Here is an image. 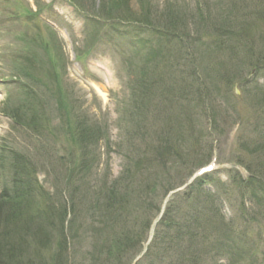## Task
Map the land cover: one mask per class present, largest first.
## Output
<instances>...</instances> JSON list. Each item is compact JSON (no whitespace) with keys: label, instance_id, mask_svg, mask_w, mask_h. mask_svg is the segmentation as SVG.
Instances as JSON below:
<instances>
[{"label":"rangeland","instance_id":"rangeland-1","mask_svg":"<svg viewBox=\"0 0 264 264\" xmlns=\"http://www.w3.org/2000/svg\"><path fill=\"white\" fill-rule=\"evenodd\" d=\"M101 1L0 0V151L20 153L43 199L57 208L60 196L70 198L74 211L65 223L67 250L55 215L44 225L49 248L0 227V254L7 264H156L159 256L158 264H180L188 232L195 235L198 228L193 221L189 229L193 206L179 194L212 157L218 170L202 188L212 200L202 201L223 219L214 248L206 252L195 236L193 251L201 264H212L213 255L217 264H264V196L252 200L257 181H264V153L253 152V145L264 148V0H131L115 20L97 18ZM167 14L183 19L177 27L189 39H166ZM223 15L243 29L251 55L235 48L237 56H231L216 46L215 27ZM191 88L197 91L187 96ZM77 123L101 138L100 163L84 184L68 176L75 167L67 164L68 155L77 154ZM165 144L170 155L153 171L148 160ZM129 155L146 169L132 170L124 184ZM1 170L0 189L11 179ZM232 172L252 175L254 185L238 183ZM138 182L147 185L139 196ZM111 183L115 189L127 185L125 213L120 208L108 215L105 192L93 191L94 184ZM159 208L169 211L161 223L154 218ZM153 233V250L134 256ZM167 243L177 253L164 249Z\"/></svg>","mask_w":264,"mask_h":264},{"label":"trees","instance_id":"trees-1","mask_svg":"<svg viewBox=\"0 0 264 264\" xmlns=\"http://www.w3.org/2000/svg\"><path fill=\"white\" fill-rule=\"evenodd\" d=\"M130 1L131 0H111V1L103 0L101 1V6H100L101 9L99 10L97 14V18H100V19L105 18L108 20L118 19L119 18L118 14L120 15L119 10L122 7H125V10H127V8L130 7ZM130 12L132 11L129 10V13H128L129 16L131 15ZM164 19H166L164 21L167 24L165 26L170 28L168 31H166V34H165V36L167 37L166 38L167 40H169L172 43L175 42L176 44V42L182 43V41L189 39V36L187 34L185 36L184 31L181 29L179 30L177 27L179 25V22L181 23L183 19L179 20L173 14L172 15L167 14L166 16H164ZM145 20L147 21V23H149V19L145 18ZM215 31L217 34L216 40H215L216 46L219 47V49H221L222 51L224 50V51L230 52L231 56L233 55L237 56L236 54H240V53L245 54V56L251 55V52L253 50L250 46L247 45V43L249 42H246L245 39H243V34H244L243 29H241L240 26L235 24L229 16L223 15V20L221 21V24L218 25V27H215ZM184 37L186 39H184ZM235 48H237L238 50V53L236 54L234 53ZM168 53H171V52H168ZM239 56L242 57V55H239ZM191 75H194V72L191 73ZM187 90H186L187 96L188 94H191L190 91H193V93L197 91L192 88L187 89ZM33 119L34 118H31L30 120V123H32L31 128L36 127V123L34 122ZM72 141L75 144V150L77 149L76 151L77 154L76 156L72 154L68 155L70 161L68 162L67 166L68 167L75 166L73 168H69L70 173L68 174V176L70 180L73 178H76L77 183L82 182L84 184L83 179L85 178V176L90 173L91 169L97 167V165L100 163L99 162L100 155L96 151V146L101 141V138L100 136H96L95 132H90L89 128H87V126H85L83 123H80V124L77 123L74 128V136H72ZM251 142L252 144L254 143V141H251ZM165 146L166 144L163 147H161L160 145L159 152L155 154L156 157L148 160L151 164L147 163V165L149 168L153 169V171L156 170V164L161 163L162 165H165L164 158H167L168 155H170L168 154V152L171 151V149ZM253 146H254V151H253L254 153L256 154H259L260 152L264 153V148L260 144L257 145L259 146L257 148L255 145ZM130 156L131 155L126 156L125 158L126 160H128L126 161V163L128 164V162H130V165L128 164L129 169L127 168L128 167L127 164L124 167V171H123L124 184L126 183V181H129V178L132 176L131 174L132 170L137 171V170L146 169L145 167L141 168L143 165L141 162H139L141 159H138V161L133 162V160L130 159L131 158ZM20 158H21L20 153H17L16 151L13 152L12 150H10V151H7V153L4 151L3 152L0 151V169H2L3 171L4 170L8 171L11 177V179L6 181L5 184H3V181H2V186L0 189V227L13 228V232L11 233V235H13V233H17L21 237H25V236L30 237L38 244V246L41 247V249H47L50 247L51 237H50V234L46 231V228L44 225L47 222H51V220L55 218V215H58L59 219L61 218L60 219V223H61L60 233L62 237V246L64 247L65 250H67L66 248H68V242L65 236L66 234L65 225L67 224V219L69 218L68 214H72L74 212L73 207L71 206V204L73 203L72 199L69 198L70 200V203H69L68 199L64 200L60 196L61 201L59 204L61 206L59 207L57 206V208L60 209L59 211L60 213H55L57 209L55 205H52L50 202L48 201L46 202L45 199H43L44 197L41 195V189L38 186L36 178L34 175L31 174L29 170L30 169L29 164H28L29 162H25L24 160L22 161V159ZM262 161H264V154H263ZM6 164H9L10 167L6 166ZM244 169L247 171V173L249 172L248 168L244 167ZM251 177L252 175L245 180L239 178L238 183L246 184L245 187L250 188L254 185ZM147 178H151V175L148 176ZM205 182L207 183L206 179L195 181L194 183H192L190 186L187 187L185 192H182V194H179V196L185 197L186 200L190 202V205L193 206L192 214L187 215V223L189 225L188 226L189 229L194 228V227L201 229L202 231L203 229H205V231L202 232L195 228L198 231V233L195 235L188 232L189 237L187 241L189 245L187 247V255L185 254V252L181 254L180 264H201V260L203 259L200 256H197V253H194L193 250L196 244H193V243H196V240L199 239V243L201 244L203 243L204 244L203 246L206 247L207 250L205 251L210 252L212 248H214L213 234L215 233L218 224L223 219L220 215H218L216 210H213L212 206L202 201L204 198L205 199L209 198V201L212 200L211 197L207 196L208 194H206V192L202 189L204 187ZM208 182L210 183L211 180H209ZM116 183L114 182V184ZM138 183L140 185V188H139V191L137 192V195L139 196L140 192H142L143 190L145 191L147 185L140 183V182ZM256 184H257V188L252 193V200H255V201H257V199H260L261 196H264V181L258 180ZM126 186L127 185L123 186V188H125ZM94 187H97V188H94ZM94 187H92L93 191H96L97 193H99L100 190L102 191L101 192L102 194L105 192V195H103L102 197V194H101V197L104 201V204L106 207L105 210L108 215L110 214L115 215L116 210L120 208L122 209V210L120 209L121 210L120 212L125 213L123 209L125 206H128V204L123 202V200L125 199V196L127 195V193L126 194L124 193L125 191H122L123 188L115 189V186H113V183L107 186V188L103 186L101 187L96 186V184H94ZM241 187H244V186H241ZM193 188H196L197 191H199V193H204V196H201L200 194L199 195L194 194L197 196V197H194L192 194V191H190ZM150 190L151 188L148 190V192H150ZM259 195L260 197H258ZM193 198L195 200L194 202H193ZM178 199L182 201V198H178ZM6 209L8 210V212L6 211ZM159 211H160V208L156 212V215L154 216V218L157 217ZM168 212L169 211L165 210L162 217L160 218L158 222L161 223L162 220H164L163 218L167 217ZM111 218L114 219L113 216ZM153 219L150 220L151 223ZM193 221H194V225H193L194 227L192 226ZM149 224L147 227V231L150 230ZM28 226L35 227L36 228L35 233L32 234L31 232H29V229L26 230ZM228 226L231 227L230 224ZM200 232L203 235H201ZM176 234L177 233H175V235ZM195 236H197L198 239H196ZM179 239L181 238L177 237L176 240H179ZM146 240L147 239L144 238L143 242L140 244L139 250L134 254V256L136 254H139V252L143 249V244L146 242ZM155 241L153 238L152 242H150L149 245H147L146 251L150 253L153 250L155 246ZM220 244L221 243H217V245H220ZM166 246L167 248L165 247L164 249L170 250V253L176 252L175 249L171 248L168 245V243ZM1 247L3 246H0V248ZM220 247H223V246H220ZM109 249L110 247L108 246L107 251L105 253V258H104L107 263L110 262V256H111ZM1 251H2V248L0 249V252ZM118 251L119 250H117L116 252ZM194 255H196V258ZM159 257H158V260L161 263V260ZM211 257H212L211 263L217 264L216 262L214 263L215 255ZM50 259L52 262L53 261L52 258L49 257V260ZM159 261H156V264H158ZM0 264H7L6 259H4L1 254H0Z\"/></svg>","mask_w":264,"mask_h":264},{"label":"bare ground","instance_id":"bare-ground-1","mask_svg":"<svg viewBox=\"0 0 264 264\" xmlns=\"http://www.w3.org/2000/svg\"><path fill=\"white\" fill-rule=\"evenodd\" d=\"M162 215H163V214H162ZM158 220H160V219H158ZM158 220H157V221H158ZM155 226H156V225H155ZM150 228H151V227H150ZM153 229H155V227H153ZM154 231H155V230H154ZM154 231H153V232H154ZM153 237H154V233H153V235L151 236V238H153Z\"/></svg>","mask_w":264,"mask_h":264}]
</instances>
